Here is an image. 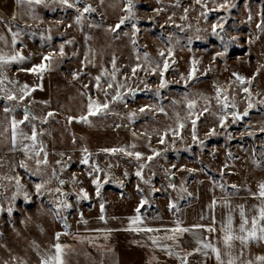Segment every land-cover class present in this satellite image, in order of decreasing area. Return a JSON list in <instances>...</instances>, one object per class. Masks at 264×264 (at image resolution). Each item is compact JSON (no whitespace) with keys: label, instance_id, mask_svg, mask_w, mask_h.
<instances>
[{"label":"rangeland","instance_id":"1","mask_svg":"<svg viewBox=\"0 0 264 264\" xmlns=\"http://www.w3.org/2000/svg\"><path fill=\"white\" fill-rule=\"evenodd\" d=\"M0 22V264H108L74 219L262 187L264 0H0Z\"/></svg>","mask_w":264,"mask_h":264},{"label":"crops","instance_id":"2","mask_svg":"<svg viewBox=\"0 0 264 264\" xmlns=\"http://www.w3.org/2000/svg\"><path fill=\"white\" fill-rule=\"evenodd\" d=\"M6 27L0 22V41L9 47L4 60L14 47ZM200 178L192 185L193 200L179 212H89L74 219L66 241L108 257V264H120L126 254H136L140 264H264V183L254 189L245 179L225 186Z\"/></svg>","mask_w":264,"mask_h":264},{"label":"built area","instance_id":"3","mask_svg":"<svg viewBox=\"0 0 264 264\" xmlns=\"http://www.w3.org/2000/svg\"><path fill=\"white\" fill-rule=\"evenodd\" d=\"M227 138H229V139L231 138L230 134L228 135ZM61 159L65 160L63 157H61ZM111 172H112L113 176L116 178L117 182H120L119 184H122V182H121V180L117 174V171L112 169ZM86 200L93 201V198L91 196H88V197H86Z\"/></svg>","mask_w":264,"mask_h":264},{"label":"water","instance_id":"4","mask_svg":"<svg viewBox=\"0 0 264 264\" xmlns=\"http://www.w3.org/2000/svg\"><path fill=\"white\" fill-rule=\"evenodd\" d=\"M237 117H238V118H241L242 116H241V115H237ZM169 179L172 180L173 183H176V182H177V178H176L175 175H171ZM63 185H64V184H63Z\"/></svg>","mask_w":264,"mask_h":264},{"label":"bare ground","instance_id":"5","mask_svg":"<svg viewBox=\"0 0 264 264\" xmlns=\"http://www.w3.org/2000/svg\"><path fill=\"white\" fill-rule=\"evenodd\" d=\"M116 174V173H115ZM117 175V174H116Z\"/></svg>","mask_w":264,"mask_h":264}]
</instances>
